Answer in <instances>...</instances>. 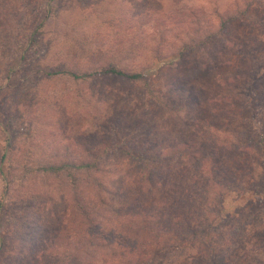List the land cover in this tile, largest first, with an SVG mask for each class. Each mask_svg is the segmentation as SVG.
<instances>
[{
	"label": "rangeland",
	"instance_id": "rangeland-1",
	"mask_svg": "<svg viewBox=\"0 0 264 264\" xmlns=\"http://www.w3.org/2000/svg\"><path fill=\"white\" fill-rule=\"evenodd\" d=\"M228 12L239 15L229 25V33L243 46L239 54L224 55L200 69L193 61L181 62L176 53L163 60L153 53L163 39L166 48L173 47V54L186 40L189 28L179 26L176 16L196 14L205 28H210L212 19L218 30L213 20L217 13ZM211 49L220 50L216 44ZM22 50H28L23 59ZM205 56V52L199 54ZM110 61L144 72L151 91L140 81L111 77L82 81L38 72L76 66L85 70ZM252 74L264 81V0H0V197L6 194L8 204L3 215L7 227L0 231V264H44L51 238L66 219L65 211L74 207L72 197L66 203L59 197L33 202L29 209L21 208L22 201L19 207L13 205L9 200L20 188L16 181H6L12 178L11 159L38 165L53 160L52 146L80 153L83 141H90L99 154L106 148L135 145L153 155L180 141L194 140L200 146L215 133L257 139L264 133V86L252 90ZM233 78H237L236 87L223 84ZM254 92L258 95L252 99ZM218 94L234 98L231 114L211 116L209 99ZM168 102L182 107L175 106L178 111H174L165 106ZM183 104L192 107L185 110ZM123 160L120 153L109 156L110 186L121 187L132 180V171L115 168ZM223 168L230 188L224 218L239 210L251 213L255 202L251 187L264 178V157L227 154ZM18 217L26 218L28 225L20 240L4 245L8 224ZM239 220L240 216L223 226L224 238L234 243V236L241 238L227 253L231 264H260L264 234L250 221L249 230L241 236ZM110 227L111 223L102 225L106 232ZM118 236L123 241L113 242L114 247L128 241ZM18 246L24 252L14 253ZM190 256L199 261L202 257L198 258V249H192Z\"/></svg>",
	"mask_w": 264,
	"mask_h": 264
},
{
	"label": "trees",
	"instance_id": "trees-1",
	"mask_svg": "<svg viewBox=\"0 0 264 264\" xmlns=\"http://www.w3.org/2000/svg\"><path fill=\"white\" fill-rule=\"evenodd\" d=\"M184 18H187L186 22ZM238 18V12L217 13L213 20L218 23V30H215L212 19L210 28H205L200 25L202 21L196 14L176 16L175 22L179 26L187 25L189 28L187 38H184L186 40L173 54V47L166 48L163 39V45L153 53L161 60L176 53L181 62L193 61L196 67L204 69L210 61L224 59V55L239 54L242 50L240 40L229 33V25ZM204 32L207 33L202 34ZM177 38L182 40L180 36ZM215 44L220 49L218 53L211 49ZM164 49L169 52L163 53ZM20 52L23 59V53L28 50ZM201 52L206 53L204 58L199 57ZM79 68L38 72L50 77L62 75L82 81L108 77L140 81L151 91L144 72L130 70L116 62L93 64L85 70ZM252 76V90L264 86L262 78L255 77V74ZM223 84L236 87L237 78L223 81ZM257 95L250 97L255 99ZM220 100H226L229 106L220 104ZM233 102V97L214 95L209 99L211 116L231 114ZM174 105L179 107L178 110L182 107L176 103ZM165 106L175 109L169 102ZM190 107L183 104L185 110ZM137 147L106 148L103 154H99L90 141H83L79 144L80 153L68 147L52 146L53 160H42L38 165L11 159L12 178L6 181H16L20 188L12 194L15 198L9 200L13 205L19 207L22 201L25 206L21 208L29 209L34 203L52 202L58 197L60 201L64 200L63 203L70 201V197L73 200V210L67 208L66 219L60 221L55 236L51 238L44 264H231L232 259L227 253L240 244L241 238L240 234L234 236L235 243L224 238V223L238 221L240 216L241 236L249 230L250 221L255 226L259 225L260 232L264 234L263 177L251 187L255 198V202L251 203V213L239 210L232 217L223 216L227 190H230L223 168V156L259 154L264 157V133L257 139L250 135H243L241 139L229 135L222 137L220 133H215L210 134L200 146L194 140L180 141L153 155ZM59 152L81 156L68 158L59 155ZM115 153L124 157L122 162L116 163L115 168L120 172H133L128 185L110 186L109 173L113 168H108V159ZM170 158L172 160L167 161ZM5 195L0 197V231L3 232L7 227L3 216L8 207ZM135 196L141 200L135 199ZM148 202L149 205L146 204ZM17 219L19 221L8 224L10 230L3 238L4 245L20 240V233L25 231L27 219ZM106 222L112 225L109 232L102 229ZM118 233L123 238L128 237V241L114 247L113 242L123 241L118 238ZM16 249H13L14 253L24 252L19 246ZM192 249L199 250L198 258L202 256L200 261L190 256ZM262 256L260 264H264V254Z\"/></svg>",
	"mask_w": 264,
	"mask_h": 264
}]
</instances>
